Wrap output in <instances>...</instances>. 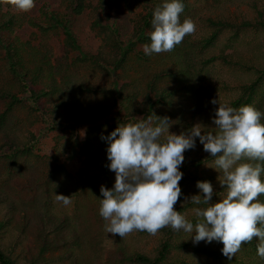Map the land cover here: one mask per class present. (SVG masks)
I'll use <instances>...</instances> for the list:
<instances>
[{
  "label": "rangeland",
  "instance_id": "1",
  "mask_svg": "<svg viewBox=\"0 0 264 264\" xmlns=\"http://www.w3.org/2000/svg\"><path fill=\"white\" fill-rule=\"evenodd\" d=\"M63 1L35 0V6L28 12L17 10L10 1L4 3L3 9L10 10L20 22H23L22 25H16L13 29L12 36L17 38L13 44L26 46V43L30 42L31 46L38 45L37 48H40L44 43V49L40 50L46 54L48 65L45 66L46 70H39L41 71L40 78L33 81L35 56L29 54L30 50L27 46L25 52L20 51L22 60L26 62L28 68L29 89L36 92L46 91L45 95L33 103L27 97L28 93L25 92L20 77L6 69L5 52L0 46V89H6L19 97H24L23 102L15 103L7 111L3 128H0V198H2L0 211H6L13 216L7 232L18 234L19 245L15 253L19 254L20 264H25L27 260L32 259L37 260L35 264H107L106 258L115 236L107 232L100 237L95 235L97 229L95 219L100 218L101 220L99 209L102 198L101 193L100 195L95 194V191L99 190L96 187L100 185V183L95 185V173L97 172L95 157L107 156L108 147L106 140L101 139V136L110 132L109 124L120 119H123L121 125L131 123L124 122L127 121L125 118H128L129 113L136 112L138 109L148 110L145 105V89L153 73L172 69L174 76L164 75L157 82L158 88L172 90L176 89L179 84L176 76L181 72L183 63L185 64L184 58H189V53L190 55L193 53L191 64L195 66L197 59L199 61L210 55L218 56L235 49L241 50L245 56L250 55L249 50L255 49L257 45L263 46L264 30L252 26L239 29L227 26L229 28L223 29L213 44L204 51L199 50L203 36L212 31L207 22L208 18L226 20L233 26H239L244 21L254 22L258 19L259 13L264 12V0H186V7L180 19L183 21L185 18H191L195 22L196 30L184 37L187 39L184 44L185 49L183 48L180 53L177 51L170 54L154 53L148 56L147 61H143L138 57L137 52H144V45L137 44L133 51L127 53L126 62L116 69L113 75L122 91L119 97L120 105L113 108L114 115L99 119L96 123L94 118L93 121L84 125L72 126L64 123L69 116L70 105L74 106V101L80 102L79 106L85 109V106L90 103L91 108L95 110V105L101 99L102 92L96 89L98 91L96 93L95 87L92 86L110 85L113 79L110 71L113 60H117L120 53L125 50L130 36L143 22L148 7L154 2L162 4L163 0H83L84 8L80 13L71 14L69 11V26L78 44L82 50L100 56L101 62L105 59L102 63L107 66L101 67L87 60L82 62L76 51H70L65 45V38L60 29L44 34L27 23L31 19L33 21L44 19L46 17L44 11L47 10L67 11L68 8L63 7ZM96 16L105 26L104 30L95 28ZM115 30L119 33H115ZM48 70L53 73L47 75ZM234 74V70L215 59L201 70L200 78L192 79V85L196 90L205 88L209 82H212V85L220 84L222 89L219 97L222 99L228 94L226 90L236 84ZM72 77H77L78 81L89 84L90 90H85L79 96L74 95V92L72 93L69 89V80ZM222 81L228 84L227 89L223 87ZM260 90L264 92V86ZM183 99L185 97L177 92L173 97V107L171 109L160 107L155 115L167 117L171 124L176 105ZM109 100L112 104V98ZM191 106L190 103L185 104L188 109L186 110L187 117L191 116L189 111ZM209 106L210 109H205L202 115H197L199 123L211 120L206 115L210 114L212 118L214 109L211 105ZM263 106L260 102V108ZM4 108H6V102L0 101V111ZM155 109L157 110V107ZM76 110L79 109L76 108ZM207 110L208 112H205ZM53 113L59 118L60 123L57 126L50 123ZM169 131L178 134L171 127ZM71 139L74 140L73 144ZM9 140H12L10 141L12 146L19 143L23 148V153H19L15 161L9 160L3 153L4 151L10 153ZM98 146L101 150L95 152V147L98 148ZM201 152L203 151L199 150L197 153ZM191 156V158L194 157ZM91 158L94 164L90 165L89 175L84 179L92 181V190L70 197L72 203L67 206L57 201L56 193L68 195L67 192H71L75 186V179H81L80 170ZM109 163L108 161L107 164ZM206 169L212 172L219 171L215 169V164L208 165L205 171ZM191 170L194 173V169ZM113 185L112 183L107 186L113 187ZM191 188L196 189L197 187L192 183ZM47 194L51 197L50 203L46 201L45 195ZM46 207L50 212L64 217L67 221L58 232L63 234V237H59L60 241L68 238L67 243L58 245L62 242H56L53 243L55 245L48 246V249L39 247L40 237L46 236L52 239L54 237L51 225L49 222H43L42 219L44 217L42 211ZM70 229L74 232L72 237H70ZM159 237L158 232L152 235L144 231H133L124 236L128 243L146 253H150L158 245ZM71 238L76 239L78 244L68 245ZM196 263L213 264L215 262L209 257L200 256L196 259Z\"/></svg>",
  "mask_w": 264,
  "mask_h": 264
},
{
  "label": "trees",
  "instance_id": "2",
  "mask_svg": "<svg viewBox=\"0 0 264 264\" xmlns=\"http://www.w3.org/2000/svg\"><path fill=\"white\" fill-rule=\"evenodd\" d=\"M10 0H0V46L4 49L6 62L5 66L6 69L12 72L14 75L20 77L22 80V85L26 93H28V98L35 103L40 97L46 94V91L36 92L35 90L29 89L28 87V68L26 62L22 60V55L20 51H26V46L29 48V54L35 56L36 66L33 75V81H37L41 74L39 70H46L45 66H47L48 61L46 60L47 56L44 54L40 49H44V43L42 44L43 47L37 48V46H31V43H26V46L20 45L16 46L13 44L17 38L12 36L13 29L16 25H22L23 22L19 21V18L10 12V10L5 11L3 8L5 4ZM83 0H64L63 7L68 8L67 11H57V10H47L44 11V15L46 16L44 19H39L38 21L28 20L27 23L41 31L42 33H47L51 30L60 29L65 38V45L68 47L70 51H76L82 59L81 61H90L91 63L95 64L97 67L107 66L104 62L105 59L101 62L100 56H95L92 53L86 52L82 50L80 45L78 44L75 35L73 34L70 26H69V18L70 13H80L84 8L82 5ZM154 1V0H153ZM6 2V3H5ZM185 7H186V0H183ZM5 3V4H4ZM103 3V2H102ZM103 5H105L103 3ZM160 5L159 2H154L152 6L148 7V10L143 18V22L139 24L136 28L135 32L130 36L129 40L127 41V46L125 50L120 53V56L117 60H113L112 66L110 67L111 76L115 75L116 69L122 67V65L126 62V55L129 51H133L134 47L137 44L145 45L150 44V33L153 31L152 27V16L154 9ZM187 9V8H186ZM70 11V13H69ZM96 11V9H95ZM4 20V21H3ZM207 22L210 29L212 31L209 32L206 36H203L201 40V46L199 50L204 51L207 49L217 36L221 33V31L225 28H229L227 26H231V28H247V27H257L261 30H264V12L259 13L258 19L254 22L244 21L239 24V26H233L232 23L221 20L218 18H208ZM4 25V26H3ZM95 28H100L104 30L105 26L100 23V19L98 16L95 18ZM148 29V30H147ZM115 33H119L118 30H115ZM236 33V32H235ZM237 35V34H234ZM15 39H14V38ZM118 43L119 41L116 40ZM187 42V39L184 38L183 41L177 45L171 52L180 53V51L184 48V44ZM189 44V43H188ZM46 45V44H45ZM39 47V46H38ZM166 52V53H171ZM250 55H243L241 50H233L229 53H221L218 56L210 55L207 58L202 60L197 59L195 66H193L191 61H193V53H189V58L183 60V67L181 68V72L176 76L179 79V84L176 89L167 90L166 88H158L157 82L160 78L164 75H171L174 76V72L172 69H164L163 71L155 72L152 74V78L146 84L145 89V102L148 110H140L138 109L136 112L129 113L127 115V121L124 122H137L138 119H146L151 114H157L156 112L159 111L160 107H166L167 109H171L173 107V97L174 94L179 92L182 94L185 99L181 100L179 104L176 105L175 112L172 116V122L170 127L175 130L174 132L180 133L182 131H186L190 129L195 124H198L197 115H202L205 109H210V106L214 109V113L212 115L207 114L206 116L211 119L204 122H200L202 127L205 128L206 131L216 132L218 129H215V125L213 123V117L215 115V109L218 105H214L211 103L212 99H218L219 102H227L230 106L239 108L240 106L244 105H253L262 113H264V106L260 108V102L264 105V92L261 89L264 86V45H257V47L253 50H249ZM165 53V54H166ZM249 54V53H247ZM137 55L139 58H142L143 61L148 59V55H145L144 52L138 51ZM145 57V58H143ZM215 59H218L220 63L224 66L230 68L231 70L235 71L234 74V82L236 83L235 86H230L227 89L228 84H225L224 81V88H226L227 93L224 98L219 97V93L221 91L220 84L212 85V82H209L205 88H195L192 85V79L200 78L201 70L204 69L206 66L211 64ZM51 69H55V67H51ZM33 73V72H32ZM53 72L48 70V74L50 75ZM115 76L112 78V82L110 85L105 87L102 86H92L102 92V97L98 100V104L95 105V110H93L88 103L85 106V109H82L80 102L74 101L75 105H70L69 108V116L67 120H64V123L72 125H84L93 121L95 118V123L99 121V119L107 118L109 115L113 114L114 106L120 105L119 97L121 95L120 84L119 82L114 79ZM219 83V82H218ZM32 84V83H31ZM232 87V88H231ZM69 89L72 90V93L76 96H79L80 93L85 92V90H90V85L84 82L78 81L77 77H72L69 80ZM98 93V91H96ZM109 98H112V104L110 103ZM0 101L6 102V108L3 111H0V128H3L5 116L8 110L15 105V103H21L24 101V97H19L11 93L6 89H0ZM183 101V103H182ZM73 102L70 101V104ZM186 103L192 104L191 108L189 109L191 116L187 117L185 107ZM82 105V104H81ZM59 106V104H57ZM157 107V110L155 109ZM79 109V110H76ZM210 111V110H209ZM205 112H208L205 111ZM139 113L141 115L139 116ZM174 118V119H173ZM123 119L117 120L109 124L110 132H106L105 136L111 133L119 124H122ZM50 123L57 126L59 124V118L55 117V113L52 114L50 117ZM115 121V120H113ZM264 123V120H262ZM166 136V135H165ZM8 137V136H7ZM12 140H9V149L10 153H5V156L11 160L15 161L17 159V155L19 153H23V148L18 143L12 146ZM8 143V142H7ZM70 144V142L68 141ZM71 143H74V140L71 139ZM69 144H66L69 146ZM108 145V142L106 141ZM71 145V144H70ZM99 152L101 149L95 147V152ZM203 151L201 153H197ZM193 155L194 157L191 158ZM184 162L181 165V171L183 172V177L181 179L180 186L182 195L177 203L174 205V208L177 211H180L182 214L186 216V218L195 224L198 220H202V217H197L195 214V210L198 207H205L204 205H196L191 201L192 196L199 194L200 190L198 188L192 189L191 184L194 183L196 186L197 181H210L214 188V195L213 201L219 200L223 198L227 193V188H223L220 184V181H223L222 171L212 172V170L206 169L208 165L215 164V158L210 155V153L204 151L203 145L199 142V139L196 138V146L194 149L186 150L184 153ZM100 159V160H99ZM107 156L104 157H95V169L97 172L95 173V185L100 183L99 190L95 191L96 195H100V187L104 185L107 188H111L112 186L108 187L107 185L114 184L115 181V173L111 171L107 167ZM253 163L254 165L257 163L264 164L261 161H246ZM94 164V161L89 159L85 162V166L83 169L80 170L79 177L81 179H75V186L71 192H67L70 197L75 195H79L84 191L90 192L92 190V181H86L84 179L88 177V173L90 170V165ZM189 167H191L189 169ZM187 168L189 170H187ZM194 169V173L192 170ZM261 179L264 180V173H262ZM1 197V191H0ZM47 198V203H50L51 197L49 194L45 195ZM261 201H264V195L259 197ZM2 198H0V202ZM2 203V202H1ZM0 203V204H1ZM52 206V204H51ZM47 208V209H46ZM42 214L43 222H49L51 225L54 237L53 239L50 237H40L39 247H47L50 245H55L53 243L62 242V245L67 243V240H59V237H63L58 230L64 227L67 221L64 217H59L58 215L50 212L48 207H46ZM2 214V218L0 219V264H20L19 254H16L15 251L19 242H17L18 234L8 233V225L10 224L11 213H7L6 211H0ZM96 222V231L95 235L100 237L102 234L106 233L105 230V220L101 217L95 219ZM260 226V225H258ZM70 237L74 233L72 229L69 230ZM146 232V231H144ZM160 234L159 243L158 245L150 252L146 253L143 251H139L136 249L132 244L128 243L125 238H121L119 236H115L111 247L108 252V256L106 258L107 264H195L196 259L200 256L209 257L213 262V264H264V259H261L257 255V244L260 242L257 237H254L251 242L242 244L241 249L235 256L229 260L225 257L221 249L223 244L221 242L213 241L211 243H205L204 241L199 242L198 244H194L191 239L192 233L184 232L183 230L175 231L170 226L162 228L158 231ZM70 243L68 245L73 246L77 245L78 241L76 239L71 238ZM41 259V258H38ZM37 260H27L25 264H35ZM96 264V263H95ZM197 264V263H196ZM202 264V263H198Z\"/></svg>",
  "mask_w": 264,
  "mask_h": 264
},
{
  "label": "clouds",
  "instance_id": "3",
  "mask_svg": "<svg viewBox=\"0 0 264 264\" xmlns=\"http://www.w3.org/2000/svg\"><path fill=\"white\" fill-rule=\"evenodd\" d=\"M10 3L21 12L35 6V0ZM184 9L183 0H163L154 9L150 44L143 46L145 55L171 52L195 32L191 18L180 19ZM211 103L218 105L213 117L216 132L206 131L198 123L179 134L171 133L167 117L151 114L134 123L119 124L101 136L108 142L107 167L115 173L112 188L100 187L99 214L106 221L107 233L121 238L133 231L155 235L170 226L192 233L194 244L221 242V252L229 260L242 244L257 237V255L264 259V201L259 199L264 195V164L246 162H264V113L251 104L235 108L215 98ZM196 138L215 158V169L224 177L220 184L227 193L213 201L212 183L197 181L200 193L191 201L205 207L196 208V216L203 219L193 224L174 205L182 195L179 182L184 153L195 148ZM56 199L65 206L72 203L70 195L56 193Z\"/></svg>",
  "mask_w": 264,
  "mask_h": 264
}]
</instances>
